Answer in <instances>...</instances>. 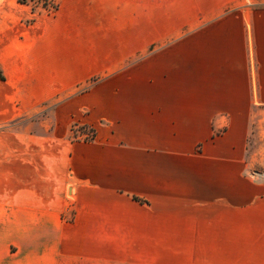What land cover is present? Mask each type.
Masks as SVG:
<instances>
[{"label":"crops","instance_id":"0c3cea01","mask_svg":"<svg viewBox=\"0 0 264 264\" xmlns=\"http://www.w3.org/2000/svg\"><path fill=\"white\" fill-rule=\"evenodd\" d=\"M1 9L3 67L25 36ZM45 37L109 48L39 80L55 128L0 134V264H264V0H63ZM78 120L95 140L59 133Z\"/></svg>","mask_w":264,"mask_h":264},{"label":"rangeland","instance_id":"374dc122","mask_svg":"<svg viewBox=\"0 0 264 264\" xmlns=\"http://www.w3.org/2000/svg\"><path fill=\"white\" fill-rule=\"evenodd\" d=\"M62 2L63 0H0V11L1 8L7 9L10 23L14 21L15 17H19V21H21L18 26L10 30L12 32H10L9 49H17L14 37L18 36L17 39H21L22 34L25 36V56L17 58L15 55H10L8 61L4 62L3 67H0L4 76L2 81H8V110L4 116L7 118V123L0 124V134H20L25 135V139H27L29 135H39L46 129L55 128V125H50L49 121L55 119L56 108L59 103L57 101L61 97L59 95L56 98L57 100L53 99L39 107L35 106L33 101L37 96H46V93H43L42 88L39 86V80L44 77L42 85L46 86L47 75L51 71H56L57 75L61 77L60 79L67 82L70 78L68 76L64 77V70L73 65L74 72H76L75 65L82 66L83 61L86 63L88 59L97 57L101 50L109 48L97 46L90 52L85 50L82 53L79 47L72 45L68 47V50L71 48L72 56L66 58L64 47L51 43L52 41L48 37H45L44 42L36 45L34 43L35 38L39 35L42 36L43 27L46 23L56 18ZM12 36H14V43H11ZM50 49L55 50L56 55L48 57L47 52ZM78 52L81 53L79 56ZM69 59L71 60L69 61ZM101 64V62L97 63V65ZM99 80V77H90L86 83L79 85L75 92L70 95L78 96L87 93ZM67 96L69 97V95ZM67 111L61 112L59 117H65L69 114ZM88 112V109H82L81 111L82 115H86ZM64 122V125L59 124L57 128L59 133L67 131L69 141L89 142L96 139L97 130L93 125L80 120L68 124H66V121ZM251 145L253 150L258 144L256 140H251Z\"/></svg>","mask_w":264,"mask_h":264},{"label":"trees","instance_id":"16d2710c","mask_svg":"<svg viewBox=\"0 0 264 264\" xmlns=\"http://www.w3.org/2000/svg\"><path fill=\"white\" fill-rule=\"evenodd\" d=\"M0 79L1 80H4V76H3V73H2V71L0 70ZM95 138V137H94Z\"/></svg>","mask_w":264,"mask_h":264}]
</instances>
